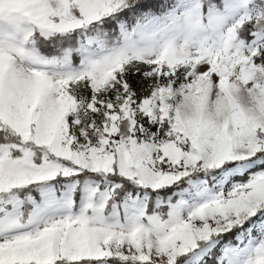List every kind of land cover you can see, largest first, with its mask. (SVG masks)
I'll return each mask as SVG.
<instances>
[{"label":"snow or ice","instance_id":"obj_1","mask_svg":"<svg viewBox=\"0 0 264 264\" xmlns=\"http://www.w3.org/2000/svg\"><path fill=\"white\" fill-rule=\"evenodd\" d=\"M0 264H264V0H0Z\"/></svg>","mask_w":264,"mask_h":264}]
</instances>
